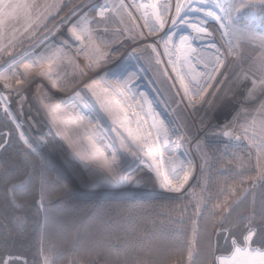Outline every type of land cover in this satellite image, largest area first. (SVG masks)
Listing matches in <instances>:
<instances>
[{
  "label": "rangeland",
  "instance_id": "obj_1",
  "mask_svg": "<svg viewBox=\"0 0 264 264\" xmlns=\"http://www.w3.org/2000/svg\"><path fill=\"white\" fill-rule=\"evenodd\" d=\"M79 1L59 2L48 18L27 12L14 17L9 10L4 13L6 2H0L4 123L67 194L94 201L185 200L200 212L205 197L202 177L210 167L207 145L249 150L255 157L254 179L261 178L264 92L249 96L251 82L242 74L264 59V47L249 36V32L264 36V7L256 3L234 12L229 24L228 18L206 15L211 9L225 17L210 2L199 0H92L86 5ZM230 2L238 6L240 0ZM151 4L155 9L143 7ZM178 4L183 5L179 14ZM132 5L145 16L136 18ZM189 7L200 10L188 11ZM51 17L57 18L54 28L39 33ZM175 27L178 34L165 39L166 30ZM197 29L205 30L194 39L207 64L201 76L193 68L186 75L178 71L171 48L174 41L185 39L180 34ZM14 49L20 54L9 56ZM131 59L169 111L163 112L164 119L142 99L144 85L139 95L129 99L130 71L125 76L120 72L128 70ZM139 85L135 82V87ZM167 117L173 121L170 128L160 130L167 127ZM225 134L231 135L226 139ZM182 148L194 155L198 173L192 185L180 192L169 175L168 159L184 154ZM180 172L175 179L178 185L184 178ZM141 177L150 192H140ZM193 230L191 242L196 241L197 227ZM195 255L194 250L185 264H192Z\"/></svg>",
  "mask_w": 264,
  "mask_h": 264
},
{
  "label": "trees",
  "instance_id": "obj_2",
  "mask_svg": "<svg viewBox=\"0 0 264 264\" xmlns=\"http://www.w3.org/2000/svg\"><path fill=\"white\" fill-rule=\"evenodd\" d=\"M56 19L39 33L51 31ZM14 52L9 56L20 54ZM5 123L10 137L0 151V260L8 264H43L45 257L50 264H185L193 226L192 264H218L215 257L232 251L229 238L240 242L249 229L254 241L264 240V173L254 179L249 150L205 147L210 167L202 177L200 212L185 200H81L55 182Z\"/></svg>",
  "mask_w": 264,
  "mask_h": 264
},
{
  "label": "crops",
  "instance_id": "obj_3",
  "mask_svg": "<svg viewBox=\"0 0 264 264\" xmlns=\"http://www.w3.org/2000/svg\"><path fill=\"white\" fill-rule=\"evenodd\" d=\"M67 1H69V0H59L58 2H55V0H0V2H6V4H10V5H27L28 6V7H7L4 9V13H6L9 10L8 13L15 17V15H14L15 13H17V15H18L21 12H27L26 14L28 16H31L33 14H35V15L38 14L39 18L50 17L56 8V5L59 2L63 3V2H67ZM186 1L188 2L191 0H186ZM130 9L136 18H138L139 16L140 17L145 16L143 14V10L141 9V12H138L137 11L138 8L135 7V5L130 6ZM207 9H204V10H207ZM134 13H137V15H135ZM203 31H205V30H203ZM203 31L200 32L197 30V31H193L194 33H191L192 31L190 30L189 31L190 34H188V32L186 30V32H185L186 35L184 33L180 34V35H182L181 38H185V39L179 41L178 43H176V41H174L175 44H173L172 45L173 47L171 48L172 54L174 56V58L172 60H173V62H175L176 67H178V69H179L178 71H183V72H185L186 75H189L190 73H192V68H193V69H195V71L196 70L198 71L197 75L201 76V74H200L201 69H203L207 64L205 62L206 60H204V59H206V57L204 56L205 53H203L201 51L202 48L199 47V44L196 43L197 41L194 38L197 35V33H203ZM210 32L211 31H209V33ZM165 34L167 35V37H165V39H167L172 34H174V35L178 34V29H177V27L171 28L169 30H166V33H164V35ZM172 40H173V38H172ZM209 64L211 65V63H209ZM127 68H128V70L126 72L121 71L120 73L125 76L130 71L129 79L132 83H131V87H130L131 93H130L129 99L132 100L135 97V94L139 95V93L141 92L140 86L144 85L145 89L147 88V90L144 91L146 93H144V96L142 99H144L146 101L148 108L150 107V109L153 110L155 114H159V115L163 116V119H164L165 118L164 113L169 114V111H166V108L164 107L163 101L159 98V95H158L155 87L152 85L151 81L149 80V78H144V75L141 74V69H138L133 64L132 59H131V62ZM142 72H144V71L142 70ZM190 81H191V79H190ZM135 82H139L141 85L135 87ZM147 85H148V87H147ZM139 109H143V107H141ZM172 122H173L172 119L168 118L167 127H166V125L161 126L160 130L169 129L170 124H172ZM158 130H159V127L157 126L156 131H158ZM160 133H161V131H160ZM197 138L194 139L193 143L198 140ZM182 150H183V148H182ZM182 152L184 154L178 155L177 157H175L173 159V157L170 155V152L168 151V155H170V157L168 159V164L170 165V167L168 169L169 175H170L171 179H173V184H176L178 186L177 190L180 192L187 190L192 185V183H193V181L196 178L197 173H198V167L196 164V159H195L194 155L191 153V151L190 150L187 151L184 149ZM180 171H182L184 173V175H183L184 178H182L181 184L178 185L175 179L178 176V174H179V176H181ZM144 173L147 174V171L145 170ZM141 174H143V173H141ZM142 176L145 177V174H143ZM179 176H178V178H179ZM145 181L146 180L143 179V177L138 178L137 179V182H138L137 185L142 189V190H140V192L148 193V192H150V190H149L150 188H148L147 183H145Z\"/></svg>",
  "mask_w": 264,
  "mask_h": 264
},
{
  "label": "snow or ice",
  "instance_id": "obj_4",
  "mask_svg": "<svg viewBox=\"0 0 264 264\" xmlns=\"http://www.w3.org/2000/svg\"><path fill=\"white\" fill-rule=\"evenodd\" d=\"M200 3H211L215 8L219 9L220 12L225 13V17H221L216 15L215 12H213L211 9H209L206 12V15L212 16L217 20L228 18L229 24L232 23V14L234 12L238 13L241 12L245 8L254 7L256 6V3H259L262 7H264V0H240V3L238 6H234L230 0H199ZM4 8L7 7H28L27 5H10V4H4ZM143 7H152L155 9L156 5H143ZM183 5L178 4L177 5V13L179 14L181 8ZM200 9H192L191 7L188 8V11H193ZM3 9L0 8V13H2ZM147 15V13H146ZM157 20H159V16L157 14ZM162 26V23H161ZM198 31L200 29H197ZM246 31V30H244ZM249 36L251 39L258 40L260 42V46L264 47V36H256L254 33L249 32ZM220 57L217 56V66H219ZM242 78L245 80H249L251 82V90L249 91L248 95L252 96L257 91L264 92V59L261 60L259 66L255 68H250L248 71L244 72L242 74ZM255 123V121H253ZM264 123V122H262ZM160 124L162 125L163 122L161 121ZM247 132V129H245ZM166 135V133H165ZM231 135V134H229ZM254 135H258L254 134ZM236 139H239V137H235ZM251 143V141H250ZM260 157H257V165H259ZM65 186V190H66ZM217 208H220V205H216ZM256 235V233L249 229L248 235L242 237L240 242H237L236 240H232L229 238L228 243L231 245L232 251L231 254L227 257H215V259L220 261V264H264V240H253V236ZM195 243L196 241L193 240L191 244L187 246V258L188 260H192L193 258V252L195 250ZM254 244L261 245L260 247H253ZM0 264H8V260H0ZM44 264H50V261L47 257L44 258Z\"/></svg>",
  "mask_w": 264,
  "mask_h": 264
},
{
  "label": "flooded vegetation",
  "instance_id": "obj_5",
  "mask_svg": "<svg viewBox=\"0 0 264 264\" xmlns=\"http://www.w3.org/2000/svg\"><path fill=\"white\" fill-rule=\"evenodd\" d=\"M4 111L0 107V151L7 145L8 139L10 137V133L7 132L4 128L5 123H4Z\"/></svg>",
  "mask_w": 264,
  "mask_h": 264
},
{
  "label": "water",
  "instance_id": "obj_6",
  "mask_svg": "<svg viewBox=\"0 0 264 264\" xmlns=\"http://www.w3.org/2000/svg\"><path fill=\"white\" fill-rule=\"evenodd\" d=\"M229 137V134H225V138L227 139Z\"/></svg>",
  "mask_w": 264,
  "mask_h": 264
}]
</instances>
